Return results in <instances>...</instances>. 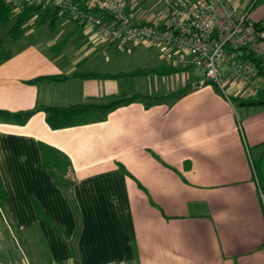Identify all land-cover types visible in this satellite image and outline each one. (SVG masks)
I'll return each instance as SVG.
<instances>
[{
  "label": "crops",
  "instance_id": "1",
  "mask_svg": "<svg viewBox=\"0 0 264 264\" xmlns=\"http://www.w3.org/2000/svg\"><path fill=\"white\" fill-rule=\"evenodd\" d=\"M125 1L137 18L166 10L160 0ZM46 23L59 26L51 39L40 32ZM83 29L58 12L43 22L34 15L16 41L3 38L11 55L0 63V109L32 114L24 123L0 121V260L264 264V210L252 165L264 141V103H241L264 99V90L228 82L227 98L202 81L189 55L102 41ZM158 66L180 71L110 77ZM133 93L147 97L63 128L46 121V107ZM41 144L69 159L70 197L44 166ZM22 251L31 262L11 256Z\"/></svg>",
  "mask_w": 264,
  "mask_h": 264
},
{
  "label": "built area",
  "instance_id": "2",
  "mask_svg": "<svg viewBox=\"0 0 264 264\" xmlns=\"http://www.w3.org/2000/svg\"><path fill=\"white\" fill-rule=\"evenodd\" d=\"M161 2L164 12L137 18L123 0H7L15 13L26 7L58 9L102 41L142 42L189 55L202 81L213 82L227 98L223 82L264 90V73L259 71L264 69V17L253 21L249 10L236 15L230 0ZM258 189L264 210V192Z\"/></svg>",
  "mask_w": 264,
  "mask_h": 264
},
{
  "label": "trees",
  "instance_id": "3",
  "mask_svg": "<svg viewBox=\"0 0 264 264\" xmlns=\"http://www.w3.org/2000/svg\"><path fill=\"white\" fill-rule=\"evenodd\" d=\"M12 8L8 5L7 0H0V26L6 24L11 18L13 22L7 30V38L10 41H16L23 36V26L28 22L34 15L38 16L40 21H45L46 18L51 15H56L59 11L58 9L45 8L40 9L36 7H26L21 12L15 13L14 16H11ZM258 22V21H257ZM11 50L4 46V39L0 37V63L10 57ZM260 73H264V69L259 67ZM180 71L178 67H168V66H158L151 69H136L130 72H122L110 77L119 78V77H128V76H140L148 75L154 73L156 75H169ZM82 76H89L90 73L81 74ZM64 77H49L48 79H62ZM44 78H35L30 82L34 83ZM185 91L180 90L176 93L166 94L165 96H179ZM263 93V92H262ZM147 96L133 93L130 95H115L110 96L106 103L103 104H77L68 107H59L52 106L44 108L46 112V121L48 125L52 128H63L73 124L84 123L92 119L95 113L106 114L109 110L113 109L118 105H123L130 103L138 99H145ZM164 96H158L156 99H162ZM241 103L246 105H257L264 103V99L259 100L248 99L246 101H241ZM32 114V111L29 112H10L8 110L0 109V121H11L24 123ZM260 148V154L254 160L252 158V165L254 169L255 178L257 180L259 188L264 192V141L258 146ZM41 154L43 158V163L46 169L54 177L58 185L62 190L70 197V189L74 182V179L71 174L70 161L69 159L57 151L56 149L41 144ZM4 203V191L0 184V205Z\"/></svg>",
  "mask_w": 264,
  "mask_h": 264
},
{
  "label": "rangeland",
  "instance_id": "4",
  "mask_svg": "<svg viewBox=\"0 0 264 264\" xmlns=\"http://www.w3.org/2000/svg\"><path fill=\"white\" fill-rule=\"evenodd\" d=\"M161 1V0H160ZM258 0H248V2H249V5H248V7L247 8H245V6H243V4L242 5H238L237 3L235 4L234 2H233V4L237 7V9H238V12H237V15H241L242 13H244L245 12V9H248L251 5H254V3L255 2H257ZM123 2L125 3V5H127L126 4V1L125 0H123ZM256 4V3H255ZM131 13V12H130ZM14 14H15V12H14V10L12 9V11H11V16L13 17L14 16ZM132 14V13H131ZM249 15H248V18L249 19H251V20H255L256 18H258L260 15H263L264 14V7L263 6H260V5H254V7H252L250 10H249V13H248ZM133 15V14H132ZM255 18V19H254ZM69 20V19H68ZM12 22H13V18H11L6 24H4V25H1L0 26V37H2V38H5V40H8V38H7V36H6V34H7V30L9 29V27H10V25L12 24ZM56 27L54 28V26H49L48 25V23H46V24H41V26H40V32L42 33V35L44 36V37H47L48 39H51V38H53L54 36H55V34H56V30L55 29H57V28H59V26L56 24L55 25ZM85 32H88V33H90V34H93L92 33V31L90 30V29H88V28H84L83 29ZM95 34V33H94ZM97 36V35H96ZM191 72V71H190ZM189 74V73H188ZM191 74V73H190ZM207 84H210V85H214V86H216L213 82H210V81H207L206 82ZM223 85H225V87H226V83L225 82H223ZM217 87V86H216ZM229 95V94H228ZM253 159L255 160L256 159V157L253 155ZM4 238H5V240L7 241V239H8V235L7 234H5V236H4ZM13 253H15V251H13ZM22 253L23 254H19V253H17V254H11V256H13V257H18L19 258V260L20 259H23V258H25L28 262L30 261V255L29 254H26L25 253V251H22ZM21 262V261H20ZM31 262V261H30ZM0 264H4L1 260H0Z\"/></svg>",
  "mask_w": 264,
  "mask_h": 264
}]
</instances>
